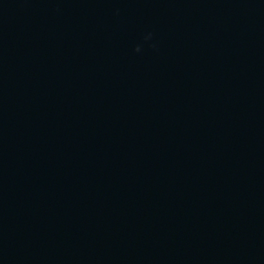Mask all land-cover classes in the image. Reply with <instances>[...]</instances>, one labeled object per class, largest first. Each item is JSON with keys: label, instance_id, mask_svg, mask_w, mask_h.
<instances>
[{"label": "water", "instance_id": "1", "mask_svg": "<svg viewBox=\"0 0 264 264\" xmlns=\"http://www.w3.org/2000/svg\"><path fill=\"white\" fill-rule=\"evenodd\" d=\"M0 264H264V0H0Z\"/></svg>", "mask_w": 264, "mask_h": 264}, {"label": "clouds", "instance_id": "2", "mask_svg": "<svg viewBox=\"0 0 264 264\" xmlns=\"http://www.w3.org/2000/svg\"><path fill=\"white\" fill-rule=\"evenodd\" d=\"M145 39L146 40H151L152 39V33H148L146 36H145ZM139 51V49H138Z\"/></svg>", "mask_w": 264, "mask_h": 264}]
</instances>
